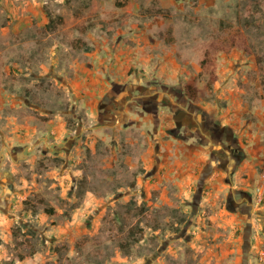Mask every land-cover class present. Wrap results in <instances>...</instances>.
<instances>
[{"label": "rangeland", "instance_id": "374dc122", "mask_svg": "<svg viewBox=\"0 0 264 264\" xmlns=\"http://www.w3.org/2000/svg\"><path fill=\"white\" fill-rule=\"evenodd\" d=\"M248 124L264 0H0V264H264V211L232 225L201 165L158 156L193 134L237 160Z\"/></svg>", "mask_w": 264, "mask_h": 264}, {"label": "crops", "instance_id": "0c3cea01", "mask_svg": "<svg viewBox=\"0 0 264 264\" xmlns=\"http://www.w3.org/2000/svg\"><path fill=\"white\" fill-rule=\"evenodd\" d=\"M247 126L237 128L239 130L238 135H240L238 136L239 140L246 136L245 140L247 142L243 146H237L238 144H236L244 151V155L237 160L213 161L209 155L206 156L209 150L204 151V148L202 149L200 146L202 144L199 139L193 134L181 138V140L171 138L169 143L176 144V151H172L173 148L171 149L170 144H168V148L166 145L164 152L159 151L158 153L162 161L169 158V156L172 157L173 154H175L174 156L181 154L183 158L181 171L183 172H196L201 165L199 172H204V174L199 177L205 179L204 185L209 186L210 184L213 187L212 190L216 188L215 193H218L219 190H225L234 201V209L227 208L225 211L227 216L229 215L230 218L234 219L232 225L236 227L241 225L243 219L250 225L251 221L254 224V216L260 213L255 210L259 208L264 211V203L259 207L260 202H257L255 197L256 188L258 186L264 188V128H252L249 124ZM172 164H175L174 161ZM259 168L262 171H258ZM171 170V172L177 171V168L173 166ZM198 179V184H203V181L200 178ZM251 191L253 194H250ZM243 240V250L250 252L249 257L252 253L257 254L258 258L263 257L264 252L261 244L264 243V238L262 236L259 234H252V236L245 234ZM253 241L254 244L249 248V243ZM234 244L237 249L238 241L234 240Z\"/></svg>", "mask_w": 264, "mask_h": 264}, {"label": "trees", "instance_id": "16d2710c", "mask_svg": "<svg viewBox=\"0 0 264 264\" xmlns=\"http://www.w3.org/2000/svg\"><path fill=\"white\" fill-rule=\"evenodd\" d=\"M157 12H159V13H162V14H164V12H165V9L164 8H161V7H158L157 8V10H156ZM47 17H48V20H47V22H46V27H50V28H53L54 27V23H55V21L53 20V18L54 17H56V16H53V15H51L49 12H47ZM58 17V16H57ZM55 19V18H54ZM58 19H59V17H58ZM86 48H88L89 49V47L88 46H86ZM203 61V60H202ZM202 61H201V64H202ZM186 94H187V96L190 98V99H195L196 98V95H197V91H196V89L194 88V86L191 84V83H188L187 85H186Z\"/></svg>", "mask_w": 264, "mask_h": 264}, {"label": "built area", "instance_id": "2783aa9c", "mask_svg": "<svg viewBox=\"0 0 264 264\" xmlns=\"http://www.w3.org/2000/svg\"><path fill=\"white\" fill-rule=\"evenodd\" d=\"M256 201L257 202H261L262 201V199H263V196H264V188H263V186H258L257 188H256Z\"/></svg>", "mask_w": 264, "mask_h": 264}]
</instances>
